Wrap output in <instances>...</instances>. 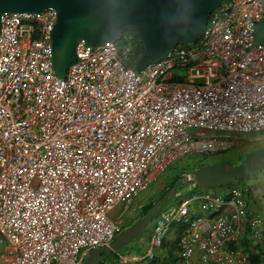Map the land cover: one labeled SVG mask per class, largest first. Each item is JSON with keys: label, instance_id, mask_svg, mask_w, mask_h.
Here are the masks:
<instances>
[{"label": "built area", "instance_id": "built-area-1", "mask_svg": "<svg viewBox=\"0 0 264 264\" xmlns=\"http://www.w3.org/2000/svg\"><path fill=\"white\" fill-rule=\"evenodd\" d=\"M264 0H226L201 38L142 70L118 41H80L53 65L57 12H6L0 25V264H84L124 229L135 198L173 163L264 132ZM251 138V137H250ZM253 138V137H252ZM250 188L203 193L159 213L149 258L179 223L184 264H250L229 246ZM264 264V259L262 261Z\"/></svg>", "mask_w": 264, "mask_h": 264}, {"label": "water", "instance_id": "water-1", "mask_svg": "<svg viewBox=\"0 0 264 264\" xmlns=\"http://www.w3.org/2000/svg\"><path fill=\"white\" fill-rule=\"evenodd\" d=\"M226 0H0V25L6 12H41L52 7L57 20L52 31V57L55 73L65 78L76 60L80 41L97 47L118 41L133 29L144 45L135 65L140 71L164 58L175 46L196 43L215 8ZM255 39L264 44V17L255 27ZM264 170V146L249 153L240 163L205 164L191 175H183L166 191L149 213L125 228L111 245L90 251L84 264H100L121 246L141 237L148 223L164 205L195 187L236 185L238 179L253 178ZM193 180L190 188L179 192V185Z\"/></svg>", "mask_w": 264, "mask_h": 264}, {"label": "rangeland", "instance_id": "rangeland-1", "mask_svg": "<svg viewBox=\"0 0 264 264\" xmlns=\"http://www.w3.org/2000/svg\"><path fill=\"white\" fill-rule=\"evenodd\" d=\"M234 142L235 143L233 144V146H230L228 148H225L223 145L222 146L223 148H221L220 150L196 152V153H193L191 155L186 156L185 158H183L182 160H180L178 162L173 163L171 166H169V168L167 170H165L163 173H160L157 176V178L153 181V183L150 185V187L146 191L140 193L135 198L136 200L134 201L128 215L125 218V223L129 220H132V221L138 220L142 214L141 207L143 205H145L146 203H148L155 196L160 195L165 190L167 185L174 181L175 176L177 175V171H176L177 166L183 167L187 163H189L188 165L191 166V165L196 164L199 161L210 162V161H216L218 159H223V160H225L224 162H227L231 165L238 164L249 153H251V152L255 151L256 149L264 146V132L250 134V135H238L235 137ZM209 154H214L216 156L211 155L209 157ZM204 155H208V156H204ZM243 181L245 182V185L250 188L249 199H250V197L253 198L254 200L258 199L260 204H264L263 203L264 202V170L261 171L255 177L245 178V180H243ZM191 182L192 181H188V182L180 184L181 188L185 189L189 185V183H191ZM195 192H196L195 190H192V191H190L186 194H183V195L179 194L175 198L169 200L164 205L163 209L170 206V205L176 204L178 199H180L178 197L189 198V197H191V195L193 193L195 194ZM154 201H155V199H154ZM158 201H155V202L157 203ZM262 206H264V205H262ZM160 212L161 211H159L153 217V219L148 223L146 229L144 230L143 235L141 237L131 241L132 243H135V241L138 243L136 245L138 247V249L134 250L133 253H140L141 255L145 254V252L147 250V246H145V243L152 236L151 228L154 227V225L156 223V218L158 217ZM130 243L127 245L121 246L119 248V250L118 249L117 250L120 253L123 252L125 254H131V250H130L131 248L129 246ZM149 263H150L149 260H145L143 262V264H149Z\"/></svg>", "mask_w": 264, "mask_h": 264}, {"label": "crops", "instance_id": "crops-1", "mask_svg": "<svg viewBox=\"0 0 264 264\" xmlns=\"http://www.w3.org/2000/svg\"><path fill=\"white\" fill-rule=\"evenodd\" d=\"M156 178L157 176L155 177V179ZM188 188H190V185H188L185 189L181 188L180 192H183L184 190ZM192 190L196 191L195 194L193 193L191 197L189 198L178 197L180 199H178L176 204L182 201H187L191 205V210L194 215L206 216V214L202 211L201 206H200L201 195L203 193L226 194L228 191V188H226L225 186H221V187L212 186V187H207V188L195 187ZM181 195L183 194L181 193ZM255 200L251 197L250 199L249 197L247 198L248 218L241 226V230H242L241 235L238 238V240L235 241V243H238L242 238L246 237L247 240L250 242L249 244L250 247H255L258 245L264 246V243H263V240H264V206H262L264 204H260L258 199H255ZM152 231H153V228H151V234H152ZM182 231H183V226L181 224L178 223V225H173L170 228V231L164 240V243H163L164 245L161 248L155 250L153 258L148 257V253L151 247L150 245L151 238H150L145 243V246H147V250L144 255H141L140 253H133L134 250L138 249V247L136 246L138 243L135 241V243L131 242L129 245L131 248L130 249L131 254H125L123 252L120 253L118 249L117 254L119 257L113 256L110 258H106L102 262V264H143L145 260H149L150 262L149 264H184L181 259V253H180L181 251L179 252V249L177 247L179 244V243L177 244V241L179 240ZM239 250H243V249H239ZM170 251H171L173 258L171 262L168 263Z\"/></svg>", "mask_w": 264, "mask_h": 264}, {"label": "trees", "instance_id": "trees-1", "mask_svg": "<svg viewBox=\"0 0 264 264\" xmlns=\"http://www.w3.org/2000/svg\"><path fill=\"white\" fill-rule=\"evenodd\" d=\"M119 45L121 46H125V47H130L131 48V55H130V59L128 60V65L131 67H135L137 61L140 59L141 55L144 52V45L141 42V40L139 39L138 35L136 34V32L133 29H129L127 31H125V33L121 36L120 40L118 41ZM216 156L214 154H209L210 156ZM204 156H208V155H204ZM225 161L223 159H218L216 161H210V162H206V161H199L194 165H188L189 163H187L185 166L183 167H178L177 166V175L175 176V179L173 182L169 183L167 185V187L165 188V190L160 194L155 196L154 198H152L148 203H146L145 205H143L141 207V211L142 214L139 217V219H141L143 216L147 215L149 213V211L154 207L155 205V201H158L166 191H168L169 189H171L174 184L176 183V181L178 179H180L183 175L185 174H191L194 170H196L197 168L205 165V164H209V163H218V162H222ZM245 179H238L237 180V184L238 185H243L245 184V182L243 181ZM226 188H229V186H225ZM181 188V186H180ZM155 199V201H154ZM138 219V220H139ZM132 221L129 220L126 223H124V227L127 228L130 225H132L133 223H135L136 221ZM173 225H178V223H174ZM172 225V226H173ZM179 243V240L177 241V244ZM264 243V240H263ZM176 244V246H177ZM250 242L247 240L246 237L242 238L238 243H230L229 246L233 249H243L248 253L249 259H250V264H262V261L264 259V246L262 245H258L255 247H250ZM164 245V244H163ZM178 249L179 252L181 250L180 245L178 244ZM119 257L117 254V251H114L110 256H108L107 258L110 257ZM173 256L171 254V251L169 252V260L168 263L171 262ZM103 262V261H102ZM102 262L100 264H102Z\"/></svg>", "mask_w": 264, "mask_h": 264}, {"label": "clouds", "instance_id": "clouds-1", "mask_svg": "<svg viewBox=\"0 0 264 264\" xmlns=\"http://www.w3.org/2000/svg\"><path fill=\"white\" fill-rule=\"evenodd\" d=\"M185 175H186V174H185ZM188 175H191V174H188ZM243 179H245V178H243ZM190 181H192V182H193V180H190ZM192 182H191V183H192ZM191 183H189V185H190ZM243 185H245V184H243ZM180 186H181V185H179L178 191H181V188H180ZM214 187H215V186H214ZM188 189H189V188H188ZM186 190H187V189H186ZM184 191H185V190H184ZM189 191H190V190H189ZM155 204H156V203H155ZM171 227H172V226H171Z\"/></svg>", "mask_w": 264, "mask_h": 264}]
</instances>
